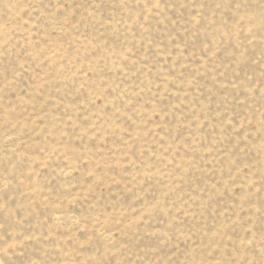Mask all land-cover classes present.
Wrapping results in <instances>:
<instances>
[{
  "label": "rangeland",
  "instance_id": "obj_1",
  "mask_svg": "<svg viewBox=\"0 0 264 264\" xmlns=\"http://www.w3.org/2000/svg\"><path fill=\"white\" fill-rule=\"evenodd\" d=\"M0 264H264V0H0Z\"/></svg>",
  "mask_w": 264,
  "mask_h": 264
}]
</instances>
